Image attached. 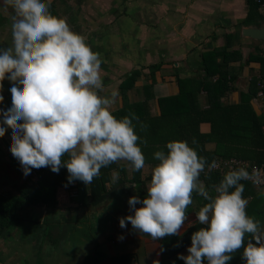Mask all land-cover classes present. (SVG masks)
Instances as JSON below:
<instances>
[{"label": "clouds", "instance_id": "clouds-1", "mask_svg": "<svg viewBox=\"0 0 264 264\" xmlns=\"http://www.w3.org/2000/svg\"><path fill=\"white\" fill-rule=\"evenodd\" d=\"M6 2L15 15L12 46L0 48V82L6 78L13 82L11 108L3 112V124L12 129L10 152L24 175L42 167L58 173L65 166L69 183L79 180L88 185L102 168L121 160L130 162L135 171L143 169L145 156L137 142L147 141L137 135L133 124L139 118L129 113L117 119L111 113L118 91L109 97L98 94L104 87L99 53L64 18L51 14V0ZM3 99L0 95V102ZM5 130L0 127V137ZM166 148L167 154H153L159 163L152 170L147 196L128 199L133 215L120 218V227L128 221L154 240L179 235L196 192L209 201L197 213L198 222L207 227L193 232L188 254L178 258L185 264H228L231 254L243 248L246 264H264V228L247 214L248 200L240 183H264L260 171L249 173L244 167L228 171L213 186L217 194L213 197L199 179L205 158L187 142H168ZM65 155L67 161L62 160ZM118 179L113 172L112 182ZM137 204L142 207L136 208ZM246 235L251 239L245 246Z\"/></svg>", "mask_w": 264, "mask_h": 264}, {"label": "crops", "instance_id": "crops-1", "mask_svg": "<svg viewBox=\"0 0 264 264\" xmlns=\"http://www.w3.org/2000/svg\"><path fill=\"white\" fill-rule=\"evenodd\" d=\"M97 1L94 4V0H51L50 5L54 8L57 17L64 18L71 29L82 35L91 49L99 53L102 60L101 78L104 87L98 94L109 97L113 90L118 91L111 112L121 106L118 87L120 82L131 71H139L126 96L129 102L142 101L145 97L142 87L150 84L147 67L158 64L159 68L153 73L154 82L151 88L153 98L147 101L150 115H158L157 99L174 96L178 92L176 78L184 80L201 78L204 74L200 63L201 55L212 49L222 48L226 44L228 45L225 53L234 55V58L227 63L231 75L230 89L220 98L221 103L224 105L238 103L240 94L247 91L250 82L252 80L258 82L264 74V40H255L241 34L243 28L257 27L240 24L246 15V0ZM2 17L0 14V23L4 18ZM248 57L252 59L247 60ZM215 60L221 62L218 56ZM256 88L255 96L250 99V106L255 115L264 119V91L258 97L259 89ZM197 100L201 109L208 106L205 92L201 91ZM262 128L264 129V124ZM199 131L207 133L209 124L201 123ZM204 149L212 151L215 149V144L206 143ZM117 163L123 164L126 170L125 176L119 175L124 177L122 184L115 183L113 187H108V194L101 206L89 208L90 205H86L84 207L87 210L78 213L77 220L85 225L82 226L83 229L88 227L92 232L85 236V242L89 243L90 248L84 256L90 253L93 245L96 244L104 255L99 264H110V259L114 257L121 260L120 255L128 257L127 264H156L160 261L159 239L154 240L150 235L134 230L128 221H125V228L119 225L120 218L133 215L128 199L132 196L139 198L147 196L151 180H145V177L153 169L149 163H145V167L141 169L140 178L144 190L141 194L137 187L129 183L130 165L124 160ZM113 172L115 171L110 172L111 179ZM258 193L264 195V189L263 192ZM65 194L64 188H57L55 196L57 207H61L63 202L66 203ZM68 205L75 207L73 203ZM135 207L139 208L141 204ZM197 213L198 211L191 210L187 214L188 219L179 235L184 234L190 226L199 223ZM21 223L10 231L22 227ZM260 223L264 228V222ZM41 224L35 223L32 227V230L39 232L35 236L37 239H34L37 252L42 245L49 244L43 236L44 225L56 230V225L49 219L42 220ZM78 227H81V224ZM57 229L56 232L60 230L65 232L66 227ZM69 234H66L64 243L67 237L72 239ZM121 236L122 240L119 239ZM77 238L72 240L74 242L68 241L70 243L68 250L71 251V245H78ZM190 246L191 243L180 250L176 257L187 255ZM74 249L75 247L73 251ZM37 252L33 264L37 259L43 264ZM61 252L66 253L65 250ZM84 256L80 264H83Z\"/></svg>", "mask_w": 264, "mask_h": 264}, {"label": "trees", "instance_id": "trees-1", "mask_svg": "<svg viewBox=\"0 0 264 264\" xmlns=\"http://www.w3.org/2000/svg\"><path fill=\"white\" fill-rule=\"evenodd\" d=\"M64 1V0H62ZM246 15L240 24L245 26H257L262 21L259 12L260 4L254 0H246ZM49 11L56 16L54 8L50 5ZM226 44L222 48H215L201 55V66L203 76L197 79H179L176 78L178 92L174 96H167L157 99L159 113L151 116L148 109V100L153 98L151 93L152 84L154 82L153 73L159 68L158 64L147 67L150 84L142 87L145 97L139 102H129L126 92L133 86L139 71L133 70L119 84V96L121 106L111 112L117 119L134 113L139 121H133L136 125L135 131L137 135L147 141L146 144L140 143L142 152L145 156V163L151 165L153 169L159 161L154 159L153 154L157 151H164L167 154L166 144L173 141L187 142L198 154L205 158L206 164L212 163L215 159L235 158L248 163L264 164V119L255 115L251 106L250 99L255 96L257 83L260 80H252L245 93L240 94L239 102L236 104L224 105L220 102V98L227 92L231 75L229 73L228 61L234 58V55L225 53ZM216 56L221 58V62H215ZM252 59L248 57L247 60ZM215 79L212 80V77ZM264 84V83H263ZM203 91L207 95L208 106L201 109L198 105L197 96ZM264 91L262 85L261 92ZM147 127L141 129L140 124ZM201 123L209 124V131L202 133L199 131ZM214 143L215 149L207 151L204 144ZM68 155L62 160L67 161ZM130 165V162L126 161ZM115 171L121 176H125V167L120 163H112L108 167L100 170V176L93 179L91 184L85 185L82 181L75 180L68 182L69 173L65 166H61L58 173H54L50 167H42L34 170L35 179L30 178L21 182L16 188L15 193H0V236L8 233L22 222L18 216V212L23 207L44 206L54 208L57 205L56 190L57 188L72 189V195L69 201L75 204V207H84L86 205L96 206L104 202L108 187H113L115 183H121L124 177H119L118 181L113 183L110 172ZM131 177L129 183L137 187L138 191L143 190V181L140 178V171H135L130 165ZM226 172H213L202 175L199 179L204 183L210 195L215 197L217 194L213 188L223 179ZM152 172L145 177V180H151ZM244 185L242 193L243 198L248 200L246 212L250 217H254L260 222H264V195H260L256 188L251 186L245 180L240 181ZM66 185V186H65ZM234 189H230L232 191ZM141 200L144 197L140 198ZM193 203L188 206L187 214L204 206L206 201L198 193L192 194ZM142 207V204H141ZM207 225L195 223L190 226L182 235H170L159 239L160 261L156 264H185L184 260L176 257L177 253L185 246L191 243V235ZM47 225H44V237L53 235ZM49 239L52 241L53 239ZM251 239L250 235L245 236V246L247 241ZM50 243L49 240H46ZM56 244V241L52 244ZM163 249V251L161 250ZM232 260L228 264L245 263L243 258V248L232 253ZM103 254L93 245L90 253L83 258V264H99L103 258ZM110 259V264H127L128 257L125 255ZM35 264H42L39 259ZM207 264V261L204 262Z\"/></svg>", "mask_w": 264, "mask_h": 264}, {"label": "rangeland", "instance_id": "rangeland-1", "mask_svg": "<svg viewBox=\"0 0 264 264\" xmlns=\"http://www.w3.org/2000/svg\"><path fill=\"white\" fill-rule=\"evenodd\" d=\"M98 2L94 0V4ZM99 4V3H98ZM0 14H2L3 20L0 23V48H7L12 46V17L15 15L14 9L11 5L7 4L6 0H0ZM262 21L258 22L257 27H264V8L260 11ZM3 84L0 95L4 97L3 101L0 102V127H5V134L0 137V193L10 192L15 193V188L24 180H34V170L31 169L30 174L24 175L22 167L19 161L13 157L10 152L11 145V133L12 129L8 128L3 124V112L11 108V93L10 88L13 86V82L7 78L0 82ZM264 188L258 189L257 191L263 192ZM66 198L72 195L71 189H64ZM66 199V203L63 202L61 207L57 205L53 208L44 206H29L23 207L19 212L18 216L22 219V227L14 229L8 233H4L0 236V264H33L34 256L37 252V245L34 239L37 237L39 232H35L33 225L41 224L42 220L49 219L56 225L57 228L66 227L65 232L60 230L54 235H49L53 240L51 241L48 237H45V241L49 240L48 246L42 245L40 247L37 256H39L43 264H80L82 256L89 251L90 245L85 242L87 235L92 233L84 223H80L77 218L78 213H83L87 209L85 207H74L68 205L72 203L69 199ZM102 204V203H101ZM99 204L98 206H101ZM91 208V206H89ZM88 208V209H89ZM81 224V227L78 225ZM39 225V226H40ZM84 225V226H83ZM24 226V228H23ZM83 226V227H82ZM75 232V234H74ZM70 233L72 239L64 238L66 234ZM34 234V235H33ZM82 236L81 239H79ZM86 236V237H85ZM34 237V238H33ZM70 237V236H69ZM78 237V245H71V251L69 245L72 240ZM60 240V241H57ZM56 241V244H52ZM70 241V243L68 242ZM74 244V243H72ZM75 247V251L73 248ZM64 248V249H60ZM65 250V252H61Z\"/></svg>", "mask_w": 264, "mask_h": 264}, {"label": "built area", "instance_id": "built-area-1", "mask_svg": "<svg viewBox=\"0 0 264 264\" xmlns=\"http://www.w3.org/2000/svg\"><path fill=\"white\" fill-rule=\"evenodd\" d=\"M256 3L260 4V9L264 8V0H254ZM264 83V74L262 75V80L261 82L257 83V87L259 89V91L257 92V96L260 97L261 96V88L262 85ZM213 162L216 163L217 167L212 168L211 170H209V165H211ZM210 164H206L205 170L200 174V176L202 175H207L209 173H213V172H219V171H224V172H228L230 170H237L241 167L246 168V170L249 173H252L253 169H257L260 171L261 173V177L262 179H264V164H254V163H248L239 159H235V158H228V159H221V158H217ZM35 179V176H34ZM246 182H248L251 186H253L254 188H261L264 186V183L261 184H254L251 180H245Z\"/></svg>", "mask_w": 264, "mask_h": 264}, {"label": "water", "instance_id": "water-1", "mask_svg": "<svg viewBox=\"0 0 264 264\" xmlns=\"http://www.w3.org/2000/svg\"><path fill=\"white\" fill-rule=\"evenodd\" d=\"M241 34L255 40H264V27H246L241 29Z\"/></svg>", "mask_w": 264, "mask_h": 264}]
</instances>
